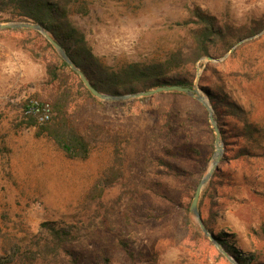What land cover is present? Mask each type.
<instances>
[{
	"label": "rangeland",
	"instance_id": "rangeland-1",
	"mask_svg": "<svg viewBox=\"0 0 264 264\" xmlns=\"http://www.w3.org/2000/svg\"><path fill=\"white\" fill-rule=\"evenodd\" d=\"M72 1V24L93 54L113 68L163 60L182 41L185 32L178 24L193 7L234 26L264 20V0ZM7 18L0 13V24L12 23L5 22ZM253 37L214 59L218 61L203 58L196 63L193 90L207 100L199 79L202 75L207 79L201 83L205 87L212 81V75L204 72L209 63L224 78L227 93L248 112L250 122L264 132V33ZM30 49L40 58H34ZM50 57L41 39L27 30H0V258L12 247L30 245L41 236L42 224L57 223L80 229V244L75 248L84 256L80 264H104L101 255L109 264H232L216 247L215 243L223 249L217 239L232 247L238 257L249 259L247 264H264L263 135L255 136L253 154L239 159L234 156L238 142L230 138L224 145L219 137L220 160L224 156L225 161L220 164L219 160L216 168L225 179L217 185L214 199L216 222L212 233L205 229V234L188 204L195 182L206 175L216 150V134L204 105L187 94L168 92L149 99L95 97L92 101L76 84L75 102L69 109L75 126L83 130L98 125L119 135L122 145L127 142L122 177L95 198L94 188L112 166L113 146L102 142L87 160H68L39 133L41 124L28 125L22 112L30 99L48 102L52 87L47 84L45 66ZM171 109L173 132L165 140L161 118ZM148 134L156 135V141L148 140ZM166 145L172 151L186 146L211 152L204 175L187 158L174 164L191 173L190 179L174 178L144 163L146 156L162 154ZM208 182L197 202L201 222L208 217L209 201L205 199L200 210L198 203ZM136 185L143 187L138 189L141 200L129 203L132 214L126 217L128 193ZM156 191L166 198H156ZM120 241L128 244V253ZM62 262L69 264L65 259Z\"/></svg>",
	"mask_w": 264,
	"mask_h": 264
},
{
	"label": "trees",
	"instance_id": "trees-1",
	"mask_svg": "<svg viewBox=\"0 0 264 264\" xmlns=\"http://www.w3.org/2000/svg\"><path fill=\"white\" fill-rule=\"evenodd\" d=\"M72 4V0H0V13L8 15L5 22H24L42 26L54 42L63 49L75 68L86 77L91 86L98 93L113 97L146 93L160 87L179 86L193 90L196 63L207 57L219 59L237 42L256 36L264 30V20L262 19L234 26L227 22H221L200 7H193L189 9L188 18L178 24L185 32L182 41L177 47L170 50L163 60L127 63L113 68L93 54L81 31L72 24V14H75ZM27 32L39 37L46 50L51 54L50 59L46 61L45 75L47 84L52 87V92L47 96V99L54 116L51 122L40 126L39 133L49 138L68 160H87L92 150L102 142L113 146L112 166L105 179L101 180L93 191V197L100 198L107 188L113 186L122 177L127 142H125L126 146L122 145L119 135L104 131L98 125L90 124L83 130L75 126L69 115V109L75 102L74 86L77 84L83 88L81 94L89 100L96 101V98L84 88L79 76L38 32L32 30H27ZM29 52L34 58H40L35 50L30 49ZM204 72H209L212 75V81L208 82V87L201 85V83L207 82V79L202 75L199 79V87L211 106L222 143L227 145L230 138L238 142L239 148L234 155L236 159L253 154L252 144L257 142L255 136H264V132L260 127L250 122L248 112L227 93L224 78L214 71L209 63L205 65ZM167 94L186 96L185 93L176 91H170ZM143 98L149 99L150 96ZM30 100L46 102L39 99ZM30 100L23 104V108ZM26 119L30 126L38 124L33 117ZM173 122L171 109L161 118L160 133L166 136L165 140L173 132ZM147 138L155 142L157 136L148 134ZM162 151V154L154 158L146 156L144 163L151 169L164 170L177 179H190L193 175L178 168L174 164L175 161L187 158L195 162L200 167L202 176L206 172L212 155L205 149L186 146L172 151L166 145L164 148L162 147ZM224 161L223 156L220 164H223ZM223 179L225 177L221 169L216 168L198 203L200 210L204 200L209 201L208 217L202 221L209 233H212L218 212V207L214 202L217 185ZM197 185L198 182H195L193 195ZM139 188L143 187L136 185L135 189L128 193V203H125L127 207L124 214L126 217L132 214L129 203L141 200ZM154 194L156 198H166L164 195L162 197L160 191H156ZM193 195L189 197L190 200ZM188 204L190 206V202ZM41 232V236L37 237L30 245L12 247L5 257L0 258V264H62L64 259L69 264H80L84 259V256L75 250L80 244L78 236L80 229L78 227L44 223L41 225ZM217 241L238 264L249 263V259L238 257L232 247H228L223 241L218 239ZM119 246L128 253L127 243L120 241ZM100 260L104 264H109L105 255H101Z\"/></svg>",
	"mask_w": 264,
	"mask_h": 264
},
{
	"label": "water",
	"instance_id": "water-1",
	"mask_svg": "<svg viewBox=\"0 0 264 264\" xmlns=\"http://www.w3.org/2000/svg\"><path fill=\"white\" fill-rule=\"evenodd\" d=\"M5 29L32 30V31L38 32L55 49L57 54L70 66V68L79 76V78L82 81V83L85 86V88L94 97H96L98 99H104V100H110V101H121V100H125V99H128V98H141V97H144V96H152V95H154L156 93H160V92H170V91H176V92H180V93H185V94L195 98L202 105H204V107L208 111L210 123H211V125H212V127L214 129L215 134H216V139H215L216 150H219L222 153V146H221L220 140H219L220 136H219L218 129L216 127L215 120L213 118V111H212L210 105L208 104L207 100L204 97L200 96L196 90H190V89L182 88V87H179V86H172V87H160V88H157L155 90H152V91H149V92H146V93H139V94H134V95H130V96L113 97V96L103 95V94L98 93L91 86V84L86 79V77L78 69L75 68V66L67 58V56H66L65 52L63 51V49L54 42V40L51 38V36L48 34V32L43 29L42 26L36 25V24H31V23H24V22H12V23H8V24H0V30H5ZM263 33H264V31H262L261 33L256 35V37L261 36ZM254 38L255 37H249L247 39H244V40H241V41L237 42L231 48V51L234 50L237 46H240L241 44H243L245 42L252 41ZM206 60L207 61H218V60H214V59H212L210 57H207ZM216 150H215V152H216ZM213 158H214V156H213ZM212 161H213V159H212ZM215 169L214 170H209L208 169L206 175L198 183V185L196 187V190H195V193H194L193 200H192L191 205H190V211L198 219L200 228L205 234L207 232H206V230H205V228H204V226H203V224H202V222H201V220L199 218V213L197 211V202H198L200 193L202 191V188L210 180V178H211L213 172L215 171ZM215 245L219 249L220 253H222L232 264H238L217 243H215Z\"/></svg>",
	"mask_w": 264,
	"mask_h": 264
},
{
	"label": "built area",
	"instance_id": "built-area-1",
	"mask_svg": "<svg viewBox=\"0 0 264 264\" xmlns=\"http://www.w3.org/2000/svg\"><path fill=\"white\" fill-rule=\"evenodd\" d=\"M24 117H33L38 124L51 122L54 112L48 102L30 100L22 109Z\"/></svg>",
	"mask_w": 264,
	"mask_h": 264
},
{
	"label": "bare ground",
	"instance_id": "bare-ground-1",
	"mask_svg": "<svg viewBox=\"0 0 264 264\" xmlns=\"http://www.w3.org/2000/svg\"><path fill=\"white\" fill-rule=\"evenodd\" d=\"M220 156H221V151L216 150L213 161L211 163V166L209 167V170H214L217 167V165L219 163L218 160L220 159Z\"/></svg>",
	"mask_w": 264,
	"mask_h": 264
}]
</instances>
